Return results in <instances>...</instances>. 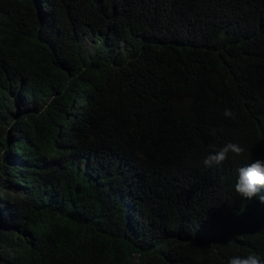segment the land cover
Returning <instances> with one entry per match:
<instances>
[{
  "label": "trees",
  "instance_id": "obj_1",
  "mask_svg": "<svg viewBox=\"0 0 264 264\" xmlns=\"http://www.w3.org/2000/svg\"><path fill=\"white\" fill-rule=\"evenodd\" d=\"M261 147L264 0H0V264L264 259Z\"/></svg>",
  "mask_w": 264,
  "mask_h": 264
},
{
  "label": "clouds",
  "instance_id": "obj_2",
  "mask_svg": "<svg viewBox=\"0 0 264 264\" xmlns=\"http://www.w3.org/2000/svg\"><path fill=\"white\" fill-rule=\"evenodd\" d=\"M224 116L234 117L231 109L224 110ZM209 154L204 158L205 167L211 168L223 164L229 154L240 156L244 149L236 143L228 142L220 147L210 146ZM238 177L234 188L235 191L244 199L250 200L258 197L264 203V151L261 147L258 155L238 166ZM227 264H264V259L257 254L250 253L246 257L234 256L227 260Z\"/></svg>",
  "mask_w": 264,
  "mask_h": 264
},
{
  "label": "rangeland",
  "instance_id": "obj_3",
  "mask_svg": "<svg viewBox=\"0 0 264 264\" xmlns=\"http://www.w3.org/2000/svg\"><path fill=\"white\" fill-rule=\"evenodd\" d=\"M81 43H82L83 48L87 52H93L94 51V49H95V46H94L95 40L93 39L92 36H89V35L88 36H84L82 38Z\"/></svg>",
  "mask_w": 264,
  "mask_h": 264
}]
</instances>
